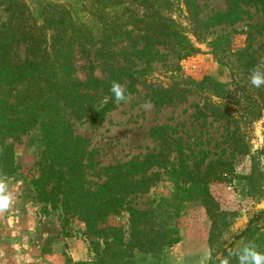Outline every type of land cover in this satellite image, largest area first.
Segmentation results:
<instances>
[{
  "label": "trees",
  "instance_id": "obj_1",
  "mask_svg": "<svg viewBox=\"0 0 264 264\" xmlns=\"http://www.w3.org/2000/svg\"><path fill=\"white\" fill-rule=\"evenodd\" d=\"M227 1L229 10L205 17L198 0H94L87 11L62 3H46L37 9L26 0H0L10 16L0 22V173L11 175L16 170L14 141L40 124L45 149L32 180L39 201L60 204L66 214L79 216L96 255L92 262L71 264H156L164 248L179 241L178 230L169 225L163 212L125 204L126 197L150 179L137 178L149 164L164 166L175 150H182V137L168 124L149 130L159 144L156 154L113 170L105 168V179H91L96 173L89 174L88 168L95 165L87 140L75 134L72 125L88 116L99 120L116 107L110 92L113 81L125 85L128 95L138 85H146L147 95L157 106L186 101L191 94L201 96L200 114L234 124L228 130L230 138L238 143L239 152L249 151L244 127L237 119L244 124L255 120L264 100L263 86L256 88V95L250 88L255 62L247 55L249 49L233 50L229 34L211 42L220 70L230 72L229 82L211 75L196 80L178 74L167 84H157L149 82L147 67L139 68V62L150 64L166 54L180 60L199 51L191 35L200 37L203 28L230 20L237 10L236 0ZM256 1L264 13V0ZM175 7L185 13L189 27L171 15ZM258 31L264 34V22ZM22 47L24 53H18ZM203 160L190 164L182 157L180 174L190 183L185 200L201 199L211 211L216 204L209 184L229 164L213 159L203 169ZM125 165L127 170H123ZM126 208L131 225L127 240L120 227L106 225L111 215ZM259 217H264V209ZM215 239L212 231V249ZM221 255L229 256V249L223 248ZM222 256L214 251L207 264H220Z\"/></svg>",
  "mask_w": 264,
  "mask_h": 264
},
{
  "label": "rangeland",
  "instance_id": "obj_2",
  "mask_svg": "<svg viewBox=\"0 0 264 264\" xmlns=\"http://www.w3.org/2000/svg\"><path fill=\"white\" fill-rule=\"evenodd\" d=\"M26 1L37 9L46 3H62L69 8L80 6L87 11L94 0ZM198 1L205 17L214 11L230 9L227 0ZM236 9L230 20L210 25L207 30L203 28L200 37L191 35L199 49L196 53L180 60L166 54L150 64L139 62V68L149 69V82L167 84L178 74L196 80L211 75L229 82L230 72L220 70L211 46L216 37L225 34H229L233 50L249 49L247 55L250 54L248 57L255 65L264 60V34L258 31L264 22L263 10L256 0H236ZM171 15L189 27L185 13L177 7L173 8ZM9 19V13L0 6V22ZM24 51L22 47L18 53ZM97 73L102 71L97 70ZM250 88L256 95L257 89ZM262 90L264 92V86ZM147 93H150L149 87L138 85L136 91L128 95L127 102L117 103L99 120L88 116L74 122V133L87 140L89 157L95 165L88 168L89 174L96 173L90 178L103 180L108 173L105 168L113 170L116 165L131 160L141 162L156 154L159 144L149 136V130L156 125L168 124L176 136L182 137V150H175L164 166L149 164L145 174L137 178L150 179L125 200L127 207L163 212L169 225L178 230L179 241L166 246L161 261L156 264H200L204 253L209 250L211 255L216 251L217 257H221L223 248L235 251L249 241L264 252V217H259V212L264 209V100L255 120L244 124L237 119V123L244 127L249 150L241 153L238 143L233 142L228 134L229 128L233 129L235 125L200 114L204 103L201 96L191 94L186 101L157 106ZM146 101L150 106L145 107ZM14 148L16 170L5 175L14 200L7 211L0 213V264L94 261L96 255L85 222L77 215L66 214L60 204L54 206L39 201L32 184L38 175L37 162L45 149L41 125L22 134L14 141ZM182 157L190 164L204 158L203 169L213 159L228 161L229 166L220 168L217 172L219 178L209 184L216 204L211 211L201 199L185 200L190 183L180 174ZM123 170H127L126 165ZM248 175L252 178H245ZM106 225L120 227L127 240L131 231L128 208L111 215ZM248 227L247 233L238 237ZM212 231L216 237L214 249L210 246ZM225 258L230 264H238L235 256H222V260Z\"/></svg>",
  "mask_w": 264,
  "mask_h": 264
},
{
  "label": "clouds",
  "instance_id": "obj_3",
  "mask_svg": "<svg viewBox=\"0 0 264 264\" xmlns=\"http://www.w3.org/2000/svg\"><path fill=\"white\" fill-rule=\"evenodd\" d=\"M249 82L254 88H261L264 86V60H261L252 69H250ZM110 92L116 103L127 102V88L118 81L111 83ZM150 106V102H145V107ZM13 194L9 190L7 177L0 173V213L7 211L13 204ZM229 256H235L238 264H264V252L258 250L256 244L252 241L244 243L235 251L229 250ZM211 260V251L204 253L200 264H206ZM220 264H230L228 258L220 261Z\"/></svg>",
  "mask_w": 264,
  "mask_h": 264
}]
</instances>
